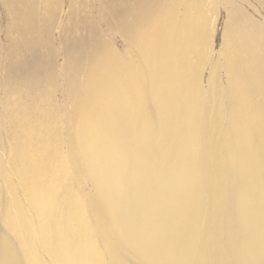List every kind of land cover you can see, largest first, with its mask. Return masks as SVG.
<instances>
[{
    "label": "bare ground",
    "instance_id": "obj_1",
    "mask_svg": "<svg viewBox=\"0 0 264 264\" xmlns=\"http://www.w3.org/2000/svg\"><path fill=\"white\" fill-rule=\"evenodd\" d=\"M14 1L16 45L36 50L57 0H42L43 19L37 0ZM251 1H101L61 67L9 78L24 99L1 103L0 264H264V23Z\"/></svg>",
    "mask_w": 264,
    "mask_h": 264
},
{
    "label": "rangeland",
    "instance_id": "obj_2",
    "mask_svg": "<svg viewBox=\"0 0 264 264\" xmlns=\"http://www.w3.org/2000/svg\"><path fill=\"white\" fill-rule=\"evenodd\" d=\"M43 1L37 0L36 6L39 13V18L42 19L44 17L43 9L45 8V2ZM101 1L104 2L106 0H57L53 18L51 22L49 21L50 25L48 27L47 33L48 42L43 43L36 50L28 51L19 46V43L16 45L17 41H19V36L13 22V5L15 1L0 0V109L2 108V102L6 104L7 108H11L15 103H17L19 99H24V95L22 94V92H16L7 95L8 93L4 91V86L9 81V78L13 77L15 81H23L25 77L32 78L34 77V75L41 76L49 68L51 70H53V68L58 69L64 64L66 51L69 50L71 45L73 43H77V41H80V39L82 38L86 39L85 37L87 36V34L91 33L93 28L92 26L97 22L99 16ZM247 1L249 3H252L251 0ZM248 2L246 3L245 7L248 12L254 14L260 21L264 23V0H259L258 2L253 0L252 5H250ZM222 7L223 5L219 4V22L215 36L216 51H218L221 47V32L223 27L222 20L224 18V8ZM119 8L120 6H117L115 9L118 10ZM75 18H77V20ZM42 19H40V26L43 31L45 29V20L43 21ZM98 28H100L99 32L103 34V36L112 41L114 47L117 50H119L121 53H125V43L119 34L105 33L103 25ZM80 32H82L84 35ZM52 49L54 51L51 53L50 51H52ZM5 79L7 80L5 81ZM61 83V77H57L55 89L52 93L53 103L55 104L56 110L58 111L57 121L59 125L58 132H53L52 144L56 145L55 156L57 155L59 158L65 161L68 157L69 149L67 144L66 131L64 129L65 122L63 118L65 114L62 108L65 109L66 104L63 105L64 92L62 90ZM0 111V115H3V109H1ZM54 120L55 118L47 123L48 125H50L49 127H52V125L54 124L52 121ZM41 127L43 126H41L40 123L34 126L35 134L32 136V138H30L32 143L39 142L38 132L40 131ZM20 138L22 139V142L29 140L28 138H25L23 136H21ZM0 153L4 158H8L10 155V148L4 146V143L2 145L0 144ZM84 189L86 191H89V185L85 184Z\"/></svg>",
    "mask_w": 264,
    "mask_h": 264
}]
</instances>
